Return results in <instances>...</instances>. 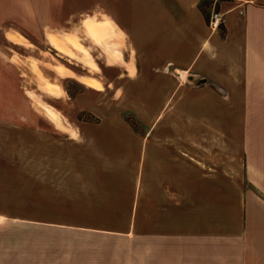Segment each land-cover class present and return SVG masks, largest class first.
Listing matches in <instances>:
<instances>
[{
	"label": "crops",
	"instance_id": "0c3cea01",
	"mask_svg": "<svg viewBox=\"0 0 264 264\" xmlns=\"http://www.w3.org/2000/svg\"><path fill=\"white\" fill-rule=\"evenodd\" d=\"M201 2L110 0V13L81 18L88 37L108 41L116 66L97 61L69 31L85 10L72 12L70 0H0V25L67 29L46 32L45 49L89 69L62 62L85 93L103 88L84 75L92 72L107 89L127 77V89L143 91V135H100L142 155L143 257L111 264H264V0ZM213 6L225 14L220 30L209 27ZM39 248L0 242V264L76 262L22 254Z\"/></svg>",
	"mask_w": 264,
	"mask_h": 264
},
{
	"label": "rangeland",
	"instance_id": "374dc122",
	"mask_svg": "<svg viewBox=\"0 0 264 264\" xmlns=\"http://www.w3.org/2000/svg\"><path fill=\"white\" fill-rule=\"evenodd\" d=\"M109 1L70 0L72 12L85 10L72 17L69 31L79 34L80 46L97 61L121 66L112 60L108 41L93 32L88 37L80 24L81 18L110 13L104 5ZM21 29L0 25V242L34 244L41 250L22 254L69 258L74 264L142 259V155L138 160L134 151L120 152L115 139L100 135L126 129L143 135V91L127 89V77L107 89L102 73L91 71L84 75L98 78L103 88L85 93L63 63L89 69L45 49L46 32L62 35L67 29L38 24ZM12 30L31 45L14 43ZM45 242L49 250L43 249Z\"/></svg>",
	"mask_w": 264,
	"mask_h": 264
},
{
	"label": "built area",
	"instance_id": "2783aa9c",
	"mask_svg": "<svg viewBox=\"0 0 264 264\" xmlns=\"http://www.w3.org/2000/svg\"><path fill=\"white\" fill-rule=\"evenodd\" d=\"M226 22L225 14L216 6H213L209 16V27L212 30H220Z\"/></svg>",
	"mask_w": 264,
	"mask_h": 264
},
{
	"label": "bare ground",
	"instance_id": "6f19581e",
	"mask_svg": "<svg viewBox=\"0 0 264 264\" xmlns=\"http://www.w3.org/2000/svg\"><path fill=\"white\" fill-rule=\"evenodd\" d=\"M10 37L11 39L14 41V43L16 44H21V45H26V46H29L31 45L23 35H21L20 33H18L17 31L15 30H12L10 32ZM11 59V58H10ZM17 60V59H16ZM45 88L51 92H56V89H54L53 87H51L50 85L46 84L44 85Z\"/></svg>",
	"mask_w": 264,
	"mask_h": 264
},
{
	"label": "trees",
	"instance_id": "16d2710c",
	"mask_svg": "<svg viewBox=\"0 0 264 264\" xmlns=\"http://www.w3.org/2000/svg\"><path fill=\"white\" fill-rule=\"evenodd\" d=\"M207 0H203V2H201V5L204 4V2H206Z\"/></svg>",
	"mask_w": 264,
	"mask_h": 264
}]
</instances>
